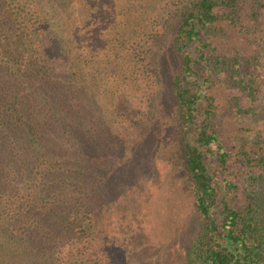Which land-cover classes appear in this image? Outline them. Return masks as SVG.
Instances as JSON below:
<instances>
[{"label":"trees","instance_id":"obj_1","mask_svg":"<svg viewBox=\"0 0 264 264\" xmlns=\"http://www.w3.org/2000/svg\"><path fill=\"white\" fill-rule=\"evenodd\" d=\"M246 2L0 0V264H119L102 176L128 145L109 137L132 120L145 46L166 35L180 60L176 154L200 221L188 264H264V138L241 125L229 141L220 116L240 122L242 97L260 93L225 45ZM217 89L237 93L221 105Z\"/></svg>","mask_w":264,"mask_h":264},{"label":"rangeland","instance_id":"obj_2","mask_svg":"<svg viewBox=\"0 0 264 264\" xmlns=\"http://www.w3.org/2000/svg\"><path fill=\"white\" fill-rule=\"evenodd\" d=\"M264 0H247L241 12V25L228 27L225 45L238 48L247 60L249 70L258 76L259 95L256 101L242 97V105L252 108L240 122L229 110L221 122L230 141L238 126L253 127L251 138H264ZM252 12L257 16L252 17ZM243 29V30H241ZM247 30H250L248 33ZM170 35L145 46L146 71L141 87L130 95L132 120L112 133L111 142L119 135L128 147L114 149L107 158L103 235L114 238L119 246V264H188L187 251L200 230L187 179L177 157L175 104L171 80L180 65L170 47ZM255 57L260 62L256 65ZM147 77V78H146ZM231 94L216 90L218 101H228ZM132 100V102H131ZM227 140V142H229ZM123 146V144L121 145ZM251 186L242 185L237 194L241 206ZM125 241V242H124Z\"/></svg>","mask_w":264,"mask_h":264}]
</instances>
